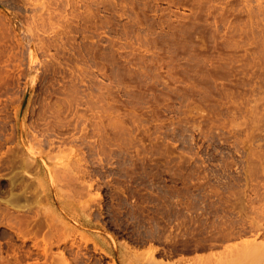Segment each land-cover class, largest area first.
Here are the masks:
<instances>
[{"label":"rangeland","instance_id":"374dc122","mask_svg":"<svg viewBox=\"0 0 264 264\" xmlns=\"http://www.w3.org/2000/svg\"><path fill=\"white\" fill-rule=\"evenodd\" d=\"M262 98L264 0H0V257L241 264Z\"/></svg>","mask_w":264,"mask_h":264},{"label":"bare ground","instance_id":"6f19581e","mask_svg":"<svg viewBox=\"0 0 264 264\" xmlns=\"http://www.w3.org/2000/svg\"><path fill=\"white\" fill-rule=\"evenodd\" d=\"M262 96V95H261ZM264 98H262L261 100L262 101H264L263 100ZM259 100V99H258ZM258 100H257V102H258ZM260 103H261V101H260ZM262 104V103H261ZM257 111H258V109H257ZM260 111V110H259ZM264 111V110H263ZM256 112V111H255ZM262 112V111H261ZM259 113V112H258ZM242 115V114H241ZM260 115V114H259ZM258 116V115H257ZM256 116V117H257ZM262 116V115H261ZM241 117V116H240ZM259 117V116H258ZM262 118V117H261ZM264 118V117H263ZM252 119V118H251ZM256 120V122H257V119H255ZM255 120H254V122H255ZM259 121V120H258ZM260 121H261V119H260ZM254 122H252V126H253V123ZM259 123V122H258ZM248 126V125H247ZM259 126V125H258ZM258 128V127H257ZM261 128V127H260ZM249 130H250V128H248ZM263 129V128H262ZM255 132H256V130H255ZM257 133V132H256ZM262 134V133H261ZM257 135V134H256ZM254 136H255V133H254ZM253 136V137H254ZM257 137V136H256ZM245 139V138H244ZM264 143V142H263ZM254 146V145H253ZM263 147V145L261 144L260 145V147ZM256 147V146H255ZM254 147V148H255ZM261 147V148H262ZM259 149V148H258ZM258 149H256V150H258ZM255 150V149H254ZM264 150V149H263ZM262 151V150H261ZM261 151H258V152H261ZM255 152L256 151H254L253 152V155L255 154ZM246 153V152H245ZM256 154H258L259 155V158L258 159H255L257 156H255V158H253V157H251V156H249L250 157V160L253 158V160L255 159L256 160V165L257 164H259L258 166L259 167H262V166H260V163H257V160H260V161H262V164L264 163V156L262 155V154H264V153H257L256 152ZM250 160H249V162H250ZM252 161V160H251ZM260 161H258V162H260ZM252 162H254V161H252ZM251 165H252V163H251ZM253 165H255V164H253ZM244 166V165H243ZM259 169V168H258ZM257 169V166H256V170H258ZM261 169H263V168H261ZM255 169H254V171H256ZM259 171H260V173L261 172H263L262 170H260L259 169ZM259 171H257V172H259ZM253 173H256V172H253ZM259 173V174H260ZM258 177V176H257ZM260 177H261V174H260ZM250 179V178H249ZM252 179V178H251ZM262 179H263V177H262ZM261 179V180H262ZM256 180H258V179H256ZM264 181V180H263ZM250 182V181H249ZM259 182H261V181H258V183ZM264 183V182H263ZM253 184V183H252ZM258 188V187H257ZM232 189V188H231ZM237 189V188H236ZM260 189V188H259ZM262 189V188H261ZM240 190V189H239ZM238 190V191H239ZM253 190V189H252ZM231 191H233V190H231ZM236 191V190H235ZM243 191V190H242ZM260 191V190H259ZM262 191V190H261ZM260 191V192H261ZM232 193V192H231ZM238 194V193H237ZM236 194V195H237ZM240 194V193H239ZM238 194V195H239ZM256 194H258V192L256 193ZM241 195H242V193H241ZM233 196V195H232ZM255 196H257V195H255ZM260 197H261V195H259ZM235 197H238V196H235ZM239 197H243V196H239ZM238 197V198H239ZM259 198V197H258ZM262 198V197H261ZM264 198V197H263ZM235 199V198H234ZM244 199V198H243ZM238 199H236V201H237ZM251 200H253V199H251ZM254 201V200H253ZM256 201V200H255ZM264 201V200H263ZM238 203V202H237ZM240 203H241V201H240ZM243 203V202H242ZM237 205V204H236ZM239 205V204H238ZM254 205V204H253ZM263 205V204H262ZM247 206V205H246ZM260 206V205H259ZM239 207H240V205H239ZM238 207V208H239ZM242 207H244V206H242ZM258 207V206H257ZM246 208V207H245ZM256 209V208H255ZM257 209H259V208H257ZM262 209H264V208H262ZM247 210V209H246ZM252 210H254V209H252ZM251 210V211H252ZM244 211V210H243ZM255 211V210H254ZM259 211H261V209L259 210ZM263 211V210H262ZM261 211V212H262ZM250 212V211H249ZM254 212L252 211V214H253ZM254 215H256V217H259V216H261V217H264V211H263V213H260V212H258V210L257 211H255V213H254ZM14 217V216H13ZM17 218V217H16ZM254 217H252L251 219H253ZM241 219V218H240ZM264 219V218H263ZM19 220H20V218H19ZM256 220V219H255ZM22 221V220H21ZM21 221H19V222H21ZM41 221V220H40ZM252 221V220H251ZM15 222H16V220H15ZM18 222V221H17ZM17 222H16V225H17ZM43 222V221H42ZM237 222V221H236ZM241 222H243V221H241ZM254 221H252V223H253ZM12 223H13V221H12ZM12 223H10L11 224V226L14 224H12ZM23 223V222H22ZM21 223V224H22ZM255 223V225H256V222H254ZM254 223H253V226H255L254 225ZM258 223V222H257ZM26 224V223H25ZM249 224V223H248ZM259 224V223H258ZM262 224V223H261ZM36 225V224H35ZM41 225V224H40ZM18 226V225H17ZM33 226H34V224H33ZM38 226V225H37ZM43 226H44V224H43ZM252 225L250 224V228H252L251 227ZM260 226V227H259ZM15 224H14V232H15ZM24 227V226H23ZM22 227V228H23ZM39 227V226H38ZM47 227V226H46ZM256 227H257V230H255V231H257V232H255L257 235H259V236H262L263 234H264V230L261 228V227H263L262 225H256ZM258 227H259V229H258ZM20 228V227H19ZM244 228H246V226L244 227ZM249 228V227H248ZM11 229H13V227L11 228ZM17 229V228H16ZM229 229V228H228ZM231 229V228H230ZM247 229V228H246ZM261 229L263 230V231H261ZM22 229H20V232H22V231H24V229L21 231ZM32 230V229H31ZM35 230V229H34ZM42 230H44V229H42ZM252 231L254 230V229H251ZM29 231V230H28ZM37 231V230H36ZM35 231V232H36ZM40 231V230H39ZM229 231V230H228ZM17 232V231H16ZM20 232H19V230H18V234H20ZM227 232V231H226ZM254 232V231H253ZM23 233V232H22ZM21 233V234H22ZM28 233V232H27ZM36 233H39V232H36ZM36 233H35V235H36ZM234 233H237V232H234ZM25 234V233H24ZM30 234H32V233H30ZM34 234V233H33ZM48 234V233H47ZM226 234V233H225ZM231 234H233V233H231ZM239 234H240V232H239ZM254 235L252 232H250V235ZM40 235V234H39ZM23 236V235H22ZM27 236V235H26ZM34 236V235H33ZM37 236V235H36ZM36 236H34V237H29V238H31V240H33V239H36ZM52 236V235H51ZM231 236H233L234 237V235H231ZM230 236V237H231ZM243 236V235H242ZM38 237V236H37ZM41 237V236H40ZM45 237V236H44ZM218 237V236H217ZM229 237V238H230ZM236 237H238V236H236ZM263 238H264V236H262ZM33 238V239H32ZM39 238V237H38ZM219 238H222V237H219ZM249 239V238H248ZM258 237H255L254 239H252V240H250L249 239V241H246L245 240V242H243L242 244H239V245H236V246H232L233 248H231V249H229V251H228V255H227V258H228V256L229 257H231V258H233V257H235L236 258V262H235V258L233 259V261L235 262V263H237V259H239V261L240 260H243V259H245L244 260V262L246 261V259H249V261L251 260V264H264V242H259L260 240H261V238H260V240L258 241ZM38 240V239H37ZM263 240V239H262ZM261 240V241H262ZM226 241V240H225ZM36 241H34V243H35ZM33 243V244H34ZM38 243H39V241H38ZM10 244H12V243H10ZM238 244V243H237ZM12 245H14V243L12 244ZM16 245V244H15ZM14 245V246H15ZM36 245V244H35ZM35 245H34V247H35ZM38 246H39V244H38ZM37 246V247H38ZM2 247V246H1ZM36 247V248H37ZM46 247V246H45ZM44 247V248H45ZM35 248V249H36ZM43 248V249H44ZM14 249V248H13ZM16 249H18V248H16ZM27 249V248H26ZM20 250V249H19ZM23 250V249H22ZM24 251V250H23ZM48 251H50V249H49V247H48ZM47 251V248L45 249V255H46V253L48 252ZM90 251V250H89ZM13 258L14 259H11L10 257H5V256H3V257H0V264H21L22 263V261L23 260H25V259H27V261H28V259L29 260H31V259H33V261L30 263H28V264H41V262L39 261V258L38 257H36V256H38V255H40V254H38L37 253V255H35V257H34V251H33V248H32V250H26L25 252H23L24 254H21V252L20 251H18V250H13ZM39 252V251H38ZM83 253V252H82ZM81 252H80V254H82ZM87 253V252H86ZM50 254V253H49ZM79 254V253H78ZM48 255V254H47ZM84 255V254H83ZM85 255H87V254H85ZM84 255V256H85ZM80 256V255H79ZM47 257V256H46ZM222 257V256H221ZM226 257V256H225ZM64 258H66V257H64ZM220 258V257H219ZM62 260L63 261H65L66 262V260H64L63 258L61 259V262H62ZM221 260V259H220ZM79 261V260H78ZM226 261H227V259H226ZM47 262V261H46ZM45 262V263H46ZM64 262V263H65ZM68 262V261H67ZM220 262V261H219ZM221 262H223V261H221ZM232 262V261H231ZM242 262V261H241ZM244 262H242V263H244ZM52 263V262H51ZM229 264H230V262H228ZM241 263V264H242ZM54 264H55V262H54ZM69 264V263H68ZM116 264V263H115ZM220 264V263H219ZM221 264H225L224 262L223 263H221ZM232 264H234L233 262H232ZM238 264H240L239 262H238ZM245 264H248V263H245Z\"/></svg>","mask_w":264,"mask_h":264}]
</instances>
